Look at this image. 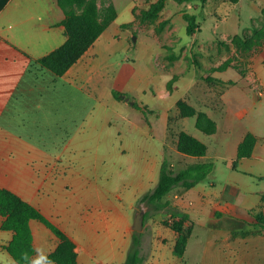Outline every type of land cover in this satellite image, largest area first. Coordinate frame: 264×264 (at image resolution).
<instances>
[{
	"label": "crops",
	"instance_id": "0c3cea01",
	"mask_svg": "<svg viewBox=\"0 0 264 264\" xmlns=\"http://www.w3.org/2000/svg\"><path fill=\"white\" fill-rule=\"evenodd\" d=\"M63 19L57 0H0V187L31 203L72 240L76 264H101L92 262L95 241L100 239L106 241L107 264H122L135 231L134 217L142 209L143 225L137 231L142 233L140 254L145 249L143 232L149 228L157 230L153 245L165 255L162 259L152 254L141 264H264V136L246 127L240 139L227 141L226 152L189 156L177 151L194 161L215 158L211 176L215 171L228 172L219 186L209 180L210 188L205 187V178L190 187L196 196L175 186L164 197L189 217L186 249L177 256L176 232L166 224L172 220L171 212L155 211L138 201L158 181L170 106L151 103L149 107L137 101L127 91L137 87L146 93L138 79H120L122 87L116 88L118 77L107 80L99 70L103 57L127 37L115 20L62 75L41 67L36 59L65 41ZM259 80L264 86V78ZM159 93L163 99L168 92ZM241 94L234 100L225 90L200 111L213 118L220 106L221 111L231 112L235 106L245 105L248 110L264 104L255 93L250 96L242 90ZM127 106L154 118H147L142 127L126 111L121 114L126 126L119 130L110 114ZM248 131L256 137L253 150L237 159V146ZM157 137L162 144L159 158L155 143L153 154L130 151L134 146L140 149V139ZM234 172L262 185L237 183ZM146 208L154 211L148 221ZM2 220L0 216V224ZM29 225L34 247L30 264H55L45 258L58 246V237L37 219H30ZM12 234L0 229V252L8 254L3 246ZM191 241L197 244L194 260L187 255Z\"/></svg>",
	"mask_w": 264,
	"mask_h": 264
},
{
	"label": "rangeland",
	"instance_id": "374dc122",
	"mask_svg": "<svg viewBox=\"0 0 264 264\" xmlns=\"http://www.w3.org/2000/svg\"><path fill=\"white\" fill-rule=\"evenodd\" d=\"M95 1L99 11L109 7L115 9L116 16L112 21L121 23V34L127 35L115 52H109L103 57L99 70L104 72L107 80L113 76L118 77L119 80L114 82L116 88L122 87L120 79L124 82L134 77L138 79L139 87H145L146 93L140 92L137 87L127 91L137 101L142 100L149 107L153 103L170 106L166 134L163 138L165 139L163 159L172 163L175 170L196 161L206 160L200 158L194 161V158L177 152L175 143L181 130L205 142L208 147L207 155L211 156L226 152L227 141L240 139L246 127L252 128L259 136H264L263 103L248 110H244L247 108L245 105L235 106L236 109L231 112L221 111L223 107L220 106L213 115L217 129L215 134H205L200 131L195 126L196 115L182 118L176 106L178 99H184L196 110H200L203 109L204 104H210L213 102L211 99L216 100L225 90L236 97H233L234 100L242 95V90L248 91L250 96L255 93L258 97L264 98V86L259 80L260 77L264 78V0L236 2L189 0L182 3L165 0L163 7L156 12H153V8L158 0ZM184 12L195 15L198 29L193 34H188L186 31L187 22L183 18ZM260 33L263 39L260 40L259 37L257 40L256 36ZM211 74L219 77L222 82L208 83L204 76ZM161 89L168 92L163 99L159 93ZM153 91L156 93L153 94ZM123 113L132 116L135 121L139 119L142 127L146 125L147 118H154V115L127 106V110H117L110 114L114 126H118L119 130L124 129L127 122L121 116ZM206 124L210 126V122ZM155 139L156 141L140 139V149L134 146L130 151L153 154L156 151L153 147L155 143L159 158V150L162 149L161 138ZM207 160L214 162L216 159ZM219 163L223 166L222 160H219ZM226 173L228 172L215 171L212 176L210 173L204 182L205 187L210 188L209 180L219 186L225 178H228ZM158 176L159 167L156 177ZM233 176H236L237 183L245 181L247 185L255 183L262 185V182L252 180L241 173L234 172ZM176 188L179 190L183 187ZM186 193L190 197L196 196L192 188H186ZM146 212L148 215L145 221H148L154 211L146 208ZM156 232L157 230L149 228L143 232L144 258H150L152 254L156 258H164L163 251L153 245L152 236ZM141 234H138L139 237ZM95 243L92 262L98 261L101 264L110 262L106 241L100 239ZM187 253L192 260L197 258V244L194 241L189 243ZM0 264H15V262L9 254L0 252Z\"/></svg>",
	"mask_w": 264,
	"mask_h": 264
},
{
	"label": "trees",
	"instance_id": "16d2710c",
	"mask_svg": "<svg viewBox=\"0 0 264 264\" xmlns=\"http://www.w3.org/2000/svg\"><path fill=\"white\" fill-rule=\"evenodd\" d=\"M64 12L65 41L56 49L36 59V62L44 68L49 69L56 75H62L80 56L92 45L100 33L115 18L116 12L113 7L99 11L95 0H57ZM165 0H158L153 8V12L160 10ZM182 3L189 0H175ZM236 2L237 0H231ZM186 20V31L193 34L198 29L195 21V15L187 12L183 13ZM256 36L257 40L263 39V36ZM208 83H220L219 78L212 75L204 76ZM115 96H119L114 92ZM135 105H137L135 103ZM179 115L181 117L195 116V126L206 134H212L216 131L215 121L205 112L196 110L184 99L176 101ZM210 122V126L206 124ZM256 137L252 132H246L237 146V159L250 156ZM175 148L178 152L189 156H202L207 151L204 142L192 134L181 130L178 133ZM212 162H193L185 167L175 170L167 159H163L159 169V176L156 185L145 192L139 199V202L149 204L155 211L167 209L171 212L172 220L167 222L171 229L176 232V240L173 246V252L177 256L183 255L190 227L186 222L189 217L184 212H179L171 207L164 197L175 187L181 185L184 188H190L196 183L204 180L212 170ZM0 215L3 220L0 229L13 232L10 241L3 246L16 264H30L34 254L32 243V232L29 225L30 219H37L43 222L59 239L56 249L46 256V262L55 264H76V252L74 244L64 232L54 223L46 218L35 206L21 198L15 192L0 187ZM264 223V218L261 219ZM140 234L134 231L132 234L131 245L127 256L122 264H141L144 257L140 254L141 239Z\"/></svg>",
	"mask_w": 264,
	"mask_h": 264
},
{
	"label": "water",
	"instance_id": "95a60500",
	"mask_svg": "<svg viewBox=\"0 0 264 264\" xmlns=\"http://www.w3.org/2000/svg\"><path fill=\"white\" fill-rule=\"evenodd\" d=\"M142 225H143V209L136 213L132 228L135 231H139L142 228Z\"/></svg>",
	"mask_w": 264,
	"mask_h": 264
},
{
	"label": "built area",
	"instance_id": "2783aa9c",
	"mask_svg": "<svg viewBox=\"0 0 264 264\" xmlns=\"http://www.w3.org/2000/svg\"><path fill=\"white\" fill-rule=\"evenodd\" d=\"M171 222V221H170Z\"/></svg>",
	"mask_w": 264,
	"mask_h": 264
}]
</instances>
